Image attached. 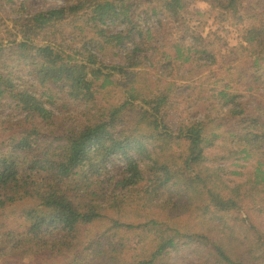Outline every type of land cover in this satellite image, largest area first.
<instances>
[{
    "label": "trees",
    "instance_id": "trees-1",
    "mask_svg": "<svg viewBox=\"0 0 264 264\" xmlns=\"http://www.w3.org/2000/svg\"><path fill=\"white\" fill-rule=\"evenodd\" d=\"M2 2L13 26L0 32V210L36 206L0 228V251L47 264L181 253L264 264V0H209L216 20L245 29L246 62L224 68L216 33L189 23L196 0ZM249 63L259 75L242 84ZM206 83L221 113L199 117ZM168 107L182 109L177 124Z\"/></svg>",
    "mask_w": 264,
    "mask_h": 264
},
{
    "label": "rangeland",
    "instance_id": "rangeland-1",
    "mask_svg": "<svg viewBox=\"0 0 264 264\" xmlns=\"http://www.w3.org/2000/svg\"><path fill=\"white\" fill-rule=\"evenodd\" d=\"M67 1L68 0H26L25 3L32 10H35L34 12H40V11H48L51 9H57V8L63 7L65 6ZM0 4H3L2 0H0ZM211 6H214V5L213 4L211 5V2H209V0H196V2L192 3L189 9V19H190L189 23L192 22L196 28H198L199 26V32L202 38H208L209 35H213L216 33V37L212 39L211 40L212 42L210 43L217 42V45L214 46V48L218 50H222L228 55L226 59L224 58L223 60L222 59L219 60V65H222V68L227 66V64L232 61L237 63L235 66L238 67L237 65H239V62L244 60L245 59L244 57L246 56L242 54L244 53L243 47H242V44H244L243 42V37H244V32H245L244 25L238 24L236 20H232L231 22L227 21L226 23H222L216 20L214 16H215V12L218 10L212 8ZM4 10L5 9L0 8V23H1L0 32L3 31L4 28H6L7 26H13L12 17L8 16V11L4 12ZM10 13L11 11L9 10V14ZM19 29L20 28L18 29L15 28V30H19ZM22 36L23 35L21 33L18 35L19 38H21ZM5 38L6 36L4 33L0 34V39L5 40ZM234 53H238L236 58H234L235 56L229 55V54H234ZM245 62H246V59L243 61V63ZM253 66H254V63H249V67H247V65L240 66L241 68H239V70H242V72L247 73L248 78H244L242 80H239L238 82H241L242 84H246L250 80L256 79L258 77L259 74L257 75V73L253 69L254 68ZM205 71L206 69H202L201 71L202 73L196 72L193 75L192 80H197L198 81L197 84L202 83V74L205 73ZM232 72L235 73L236 71L232 70L231 72H228V74ZM176 76H178V74H176ZM218 76H222V75L220 74ZM189 80H191L190 77L185 78L183 79L181 84ZM242 84H238L235 86L233 85V88H230V90L237 89L238 91H241V87L244 86ZM160 87L163 88V90L166 89V86H164V84H162ZM213 87L214 86L211 85L210 83H206V85L202 89L204 93H206L207 95L209 94V96L205 97L207 98V100H209V103L208 105L207 104H202V106L200 105L199 107L200 113L197 114L199 117L210 116L214 114L216 115V114L221 113L220 111L221 108L215 109V107L219 106V104L209 99L213 93V91H211ZM201 91H199L197 95L195 96L198 97ZM72 107H73L72 114H79L80 111L83 109V106L81 105H76ZM188 107H189L188 114L192 116L193 114H195V111L198 105H196L195 101L193 102L190 101V105ZM166 111L169 115L168 119H171L170 123L177 124L181 116L182 109L181 108L170 109L168 107ZM35 206L36 205L34 202H32L31 200H27L23 203L16 205L13 208H7L2 211L0 210V228L1 227L4 228L5 232H9L11 229L16 230L18 228V223L23 220V219L18 218V214H20L23 210H27ZM14 212L16 213L15 216L11 214ZM83 246H86L87 248V245H83ZM93 247L96 248V246H93ZM95 250L96 249L94 250L92 249L91 252H94ZM74 254L75 253L73 251L68 253L67 262L71 260ZM90 254H93V253H90ZM26 255L27 254H24V256L20 258V257H15L13 254H4L3 252L0 251V264H44L47 261L46 260L45 262L41 263L38 260L32 259L30 257H26ZM173 263L174 264H194L195 260L192 257V255H190L189 253H186L185 256L182 255L181 253V254H177L174 256Z\"/></svg>",
    "mask_w": 264,
    "mask_h": 264
}]
</instances>
